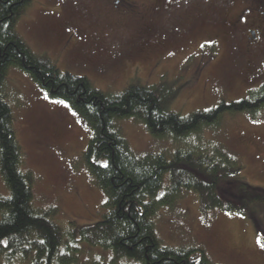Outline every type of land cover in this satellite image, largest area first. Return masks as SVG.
<instances>
[{"label": "rangeland", "instance_id": "rangeland-1", "mask_svg": "<svg viewBox=\"0 0 264 264\" xmlns=\"http://www.w3.org/2000/svg\"><path fill=\"white\" fill-rule=\"evenodd\" d=\"M115 1L31 0L15 30L34 54L60 71L86 77L109 95L137 81L157 87L165 108L183 116L240 101L264 84V55L246 60L236 41L208 40L231 30L212 0H134L135 14L119 12L133 9L125 0L115 10ZM3 92L22 150L21 168L35 178L33 205L58 213L63 245L56 264L68 257L71 264H143L72 243V223L91 226L107 210L106 196L82 157L92 136L86 121L17 67L7 70ZM116 124L137 154L162 153L170 159L187 144H221L244 166L228 180L264 189V108L252 116L227 113L217 127L185 144L155 138L132 118ZM0 196H9L1 175ZM153 222L164 246L193 250L196 259L204 252L211 264H264V249L257 243L264 240V204L253 203L243 214L203 211L200 196L189 193L160 208ZM0 264L6 262L0 259ZM7 264L28 262L17 258Z\"/></svg>", "mask_w": 264, "mask_h": 264}, {"label": "trees", "instance_id": "trees-1", "mask_svg": "<svg viewBox=\"0 0 264 264\" xmlns=\"http://www.w3.org/2000/svg\"><path fill=\"white\" fill-rule=\"evenodd\" d=\"M30 3L0 0V175L9 190V196H0V259L6 264L17 258L28 264H56L63 245V232L55 221L57 211L34 207L35 178L21 168L22 150L3 92L12 66L29 74L50 97L66 102L91 129L82 157L106 196L107 210L91 226L72 223V243H86L111 251L116 258L143 264H211L204 252L196 259L193 250L162 244L153 222L158 210L184 194L196 193L203 211L243 214L253 203L264 204V189L228 180L227 176L239 174L244 166L236 156L221 150V144H187L174 150L170 159L162 153L137 154L116 123L132 118L155 138L185 144L193 135L217 127L227 113H259L264 108V84L240 101L186 116L166 109L157 87L140 81L118 95L103 93L86 77L62 72L50 59L29 49L15 29ZM72 262L68 257L61 263Z\"/></svg>", "mask_w": 264, "mask_h": 264}, {"label": "flooded vegetation", "instance_id": "flooded-vegetation-1", "mask_svg": "<svg viewBox=\"0 0 264 264\" xmlns=\"http://www.w3.org/2000/svg\"><path fill=\"white\" fill-rule=\"evenodd\" d=\"M125 1L131 4L130 7L133 9L119 10V12L125 11L135 14L137 12L135 1ZM123 3L124 0L115 1L113 3L114 9L116 10ZM212 4L215 5L222 17L227 18V25L230 26L231 30H228L227 36H223L225 33L211 34L212 36H208L211 43H215L221 38L226 41H236V46L246 53V60L247 58L249 60L255 59L261 54L264 55V0H212ZM183 30L188 32L187 27Z\"/></svg>", "mask_w": 264, "mask_h": 264}, {"label": "snow or ice", "instance_id": "snow-or-ice-1", "mask_svg": "<svg viewBox=\"0 0 264 264\" xmlns=\"http://www.w3.org/2000/svg\"><path fill=\"white\" fill-rule=\"evenodd\" d=\"M62 103V102H61ZM257 243L259 244V246L264 249V240H258Z\"/></svg>", "mask_w": 264, "mask_h": 264}]
</instances>
